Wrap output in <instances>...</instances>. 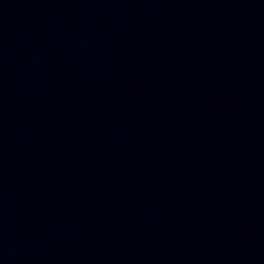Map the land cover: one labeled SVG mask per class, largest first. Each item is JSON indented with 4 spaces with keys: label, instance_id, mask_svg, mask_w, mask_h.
<instances>
[{
    "label": "water",
    "instance_id": "obj_1",
    "mask_svg": "<svg viewBox=\"0 0 264 264\" xmlns=\"http://www.w3.org/2000/svg\"><path fill=\"white\" fill-rule=\"evenodd\" d=\"M0 264H264V0H0Z\"/></svg>",
    "mask_w": 264,
    "mask_h": 264
}]
</instances>
